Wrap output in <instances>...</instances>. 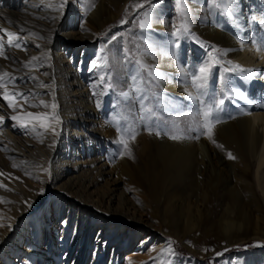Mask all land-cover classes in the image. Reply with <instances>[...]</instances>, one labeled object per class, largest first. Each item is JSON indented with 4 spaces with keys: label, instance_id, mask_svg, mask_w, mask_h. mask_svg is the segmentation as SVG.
I'll return each instance as SVG.
<instances>
[{
    "label": "bare ground",
    "instance_id": "obj_1",
    "mask_svg": "<svg viewBox=\"0 0 264 264\" xmlns=\"http://www.w3.org/2000/svg\"><path fill=\"white\" fill-rule=\"evenodd\" d=\"M131 1L112 0L109 9L100 3L92 13L94 25L102 27L114 21ZM155 1L156 9L145 10L142 15L151 14V25L162 32L159 42L164 49L159 61L161 73L166 76L162 85L165 93L174 97L170 100L166 94L163 96L165 107L168 109V105L175 104L183 111L196 107L186 99V89L193 90L191 75L195 65L190 49L196 51L198 46L205 49V54L197 67L215 56L223 67H234L238 63L253 70L243 76L239 72L229 73L230 81L226 84L228 92L232 88L242 90L250 102L234 98L229 105L225 104L217 115L220 123L214 125L211 139L197 132L187 135H200L199 139L182 140L169 139L163 133L161 136L141 133L131 143V154L121 156L122 150L116 143L120 133L105 119L111 97L99 94L93 86L101 82L103 73L108 74V61L106 67L101 65L109 56L95 50L99 33L93 25L85 24L83 18L78 27L72 22L76 21V14L84 13L80 2L67 0L61 15L54 9L62 0H0V14L10 17L19 26H8L0 20V41L4 44L0 76L5 72L9 74L3 76L0 83L8 85L9 93H23L17 97L23 112L19 107L9 108L0 96V115L5 117L0 124V250H3L0 259L3 257L4 264H54L60 259L68 243L66 232L70 231L66 222L68 212L62 222L61 215L67 209L70 213L69 201L71 205L78 203L83 207L81 216L80 211L77 212V218H83L85 228L88 225L98 228L95 244L103 237L107 244H114L118 249L128 246L133 239H141L136 251L155 247L160 238H155L152 231H164L159 216L161 196H167L166 209L173 211L176 206L173 199L179 200L180 193L188 190L206 195L209 209H214L217 203L224 204L225 209L231 211L227 228L250 227L256 231L254 237L258 242L264 244V227L257 225L244 203L246 199L250 206H257L264 213V48L257 51L252 43L253 40L264 41V28L259 23L264 19V0H236L238 19L226 17L227 24L217 12L211 11V2H190L191 14L206 16L209 22L204 27L198 26V21L192 25L191 39L196 43L189 48L186 61L181 52L185 47L183 40L179 37V47H174L177 38L172 35L174 26L181 20L174 16L169 21L163 9V3L172 5L173 0L158 1V4ZM199 29H203L205 37L198 36ZM2 30L16 33L19 39L13 37V44L19 43L21 47L9 46ZM211 40L227 49V54L211 45ZM60 45L65 51L59 49ZM79 45L87 50L86 61L75 70L66 51L77 49ZM33 56L39 59L28 63ZM229 60L233 65L226 63ZM177 65L185 72L181 73ZM211 75L216 72L212 71ZM219 75L215 97L224 92L222 75ZM97 101L101 104L99 108ZM53 103L57 105L55 110L51 108ZM28 112L48 116L43 121H29ZM170 113L185 127L177 112ZM12 115L24 116L29 128L14 126L19 122L13 121ZM57 115L59 122L54 118ZM52 128L59 135L53 134ZM228 152L236 158L229 159ZM50 191L59 192L51 196ZM43 228L50 237L49 246L40 245ZM161 245L164 250L152 257V262L150 257L136 259L134 252L127 253L124 262L117 259L113 264H154L157 258L167 264H195L193 260H179L170 240ZM104 255L99 250L91 264H99Z\"/></svg>",
    "mask_w": 264,
    "mask_h": 264
},
{
    "label": "rangeland",
    "instance_id": "obj_2",
    "mask_svg": "<svg viewBox=\"0 0 264 264\" xmlns=\"http://www.w3.org/2000/svg\"><path fill=\"white\" fill-rule=\"evenodd\" d=\"M20 1L23 2L24 0ZM153 1L154 0H132L114 21L99 27L97 23L96 26L94 25L95 22L92 18V13L95 12V9L100 3H103L104 6L109 9L112 0H78L84 13L76 14L74 16L76 21H72L76 23L75 27H78L81 18H83L85 24L90 26L93 25L99 33V40L96 42L95 50H99L102 54L105 53L109 56L107 60L108 77L114 87H107L109 80H105L103 84L97 82V84L95 83L93 86H95L99 94L106 93V98L111 97L105 119L117 130V127L125 122L122 117L126 118L128 124L136 129L137 134L135 139L141 133L149 134L147 128L149 124L152 123L151 121L140 122L139 114L142 115V113L140 111L141 103L138 102V100L141 96L148 97V99L143 102L145 103L146 101L145 104L152 107L157 112L158 116H166V120L173 116L166 107L164 109L158 107L160 101H157L155 96L152 95V93L157 92V89L152 87L149 83L147 71H142L140 64L136 62L137 60H142L148 68L153 69V72H162L161 62L159 61L162 56L161 51L164 49V45L159 42V40L162 39V32L155 29L153 25L144 30L139 28V22L143 18V11H151V9L154 11L156 9ZM158 1L167 2V0H157L155 4L160 3ZM172 2L174 4L171 5V2H169L168 6L163 3V9L166 13L165 17L169 21H171L174 16L180 18L181 14V5L178 4L176 0ZM191 2H203L204 4L207 2L209 4L211 0H191ZM140 5H143V7H140ZM210 9L211 11L217 12L216 9L211 6ZM217 15L221 16L227 24L226 16L222 14ZM191 16L189 32H184L180 35L185 44V47L181 51L182 55L184 54L185 61L188 60L187 52L189 48L192 47V44L196 43L195 40L191 39L192 25L198 24V21V26L201 25V27H204L209 22V19L208 21L206 20V16H200L199 14H191ZM103 19L105 18L103 17ZM122 19L126 20V23L121 24L120 21ZM0 20L8 26L14 25L19 27L14 24L8 16L0 14ZM197 34L199 37H205L203 29H199ZM112 36H116L117 39L112 40ZM29 39L32 40L33 38ZM210 42L212 43L211 45L219 50H227L216 40H211ZM62 48L63 46L60 45L59 49L65 51V49ZM86 51L87 50L84 51L81 45H79L77 49L75 48L72 51L68 49L66 51L67 59L75 70H79L86 61ZM204 52L205 49L202 46H198L196 51L190 49V55H192L193 64L195 65L193 67V73L198 69L199 66L197 67V65L201 64L200 61L203 60L201 58L204 57ZM212 71H215L216 75L210 76L207 88L208 95L214 96L220 73L222 75L223 91L226 94L229 93L226 84L230 81V74L223 72L221 67H215ZM133 76L136 77L135 81L132 79ZM94 81L95 80L92 82ZM134 87L140 89V91L134 92ZM121 92L130 93V98L127 102L121 97ZM165 94L164 86L161 84L159 95L163 97ZM219 96H217V98H219ZM169 99L174 100V97H170ZM230 103L231 100L226 101V105ZM140 123H143V125ZM161 127H164V125H161ZM132 141L134 142L135 140H129V148H131ZM119 147L121 148L120 145ZM121 150L123 149L121 148ZM129 159L131 158L129 157ZM166 174H169V170L166 171ZM52 178V176L49 178L48 188L51 186ZM125 181L129 183L127 179ZM166 183L169 185V180ZM129 191L131 194L134 193L132 187L129 188ZM57 192L59 191H50V195L53 196ZM180 195L179 200L175 201L173 199V203L176 205L173 211L166 209L168 206L167 196H161L159 216L161 222L164 224V231L153 230L152 235L155 238H160L159 243L156 244L155 247L146 246L147 248L141 251H136V249L140 247L141 239L139 241H134L133 239L128 246H124L122 249H118L114 244H107L103 237L98 244H95L98 237V228H92L89 227V225L85 228L83 218H77L78 213L79 216H81L83 207H79L80 204L78 203H73L71 205L72 201L68 200L69 204H67V206L72 207V209L70 213L68 209L62 211L61 215L62 222L66 218L68 212L66 220L70 229V231L66 232L68 234V243L60 259H57L54 264H91L94 256L99 250L100 252L103 251L105 254L99 264H113L117 259H119L120 262H124L127 253L130 254L134 252L136 253V259L144 257L147 260L150 257V262H152V257H157V255L164 250L161 244L168 240L172 242L179 260H193L195 264H264V246H256L258 242V239L254 237L256 231L250 227L249 229L243 228V230L239 228H227L226 224L231 217V211L230 209L226 210L224 204L221 205L217 203L215 205L216 209H209L206 195L202 196L200 193H193L190 190L182 194L180 193ZM135 197L138 198L137 196ZM187 203L188 205L186 206ZM244 203H246L249 208L248 210L253 220L259 223L257 225L259 227H264V221H261L262 217L264 218L263 210H259V207L254 205L250 206L246 202V199H244ZM262 204H260V207ZM125 228L127 229V227ZM60 231L58 235H60ZM244 238H246V240H240ZM49 240L50 237H48L46 228H43L42 234H40V245L49 246L51 242V240ZM234 241H238V243L233 244L232 242ZM21 246L24 247L23 242ZM0 252L3 253V250L1 249ZM20 252L23 253L24 250H20ZM216 253H222V255L218 256ZM11 254L12 252L10 251L9 255ZM65 255L67 256L64 260L63 258ZM1 259L0 263H6L3 257ZM160 259L157 258L154 264H167V262L163 263V261H161L162 259Z\"/></svg>",
    "mask_w": 264,
    "mask_h": 264
},
{
    "label": "snow or ice",
    "instance_id": "obj_3",
    "mask_svg": "<svg viewBox=\"0 0 264 264\" xmlns=\"http://www.w3.org/2000/svg\"><path fill=\"white\" fill-rule=\"evenodd\" d=\"M67 0H62V2L54 9L56 11H59L61 15H63V9L65 8ZM178 4L181 5V14H180V20L181 23L178 26H174L175 30L172 33L173 36L177 38V43L174 44V47H179V37L184 32H189L190 30V23H191V8L189 7V4L191 0H176ZM49 8H52V5H48ZM140 7H143V5H140ZM211 7L215 8L218 14H222L226 17H230L232 19H238L236 15V0H211ZM127 12V10H126ZM55 19V17H53ZM255 19V17L253 18ZM121 24L126 23V20H121ZM152 23V17L151 14H145V16L141 19L139 22V28L141 30H144L146 28H150ZM260 26L264 28V19H261L259 21ZM5 32L6 36L8 37V45L9 46H15L17 48H20L21 45L19 43L13 44V37H15L17 40L19 39L18 35L13 32H9L7 30H2ZM112 40H116V36H112ZM252 43L256 46L257 51H260L262 48H264V41H257L253 40ZM158 47V46H156ZM241 47H243V41L241 42ZM215 50V49H214ZM228 50H225L224 54H227ZM4 55V44L3 41H0V56ZM45 55H48L47 53ZM210 56H212L211 53H209ZM5 58H7L5 56ZM50 58V57H49ZM39 58L36 56L31 57V61L28 63H32L37 61ZM141 66L142 71H147L149 76V83L152 85V87L157 89V92L152 93L153 96L157 99V101H160L158 104V107L161 109L165 108V104L163 103V97L159 95V89L161 84L166 80V76L163 73L159 72H153V69L148 68L147 65L143 63L142 60L136 61ZM228 65H233L232 61L226 62ZM102 67L107 66V58H104V63L101 65ZM179 67V71L181 73L185 72V69L183 67ZM220 66L225 73H237L239 72L240 75L243 76L245 73H251L253 70L249 68H244L242 65L236 63L234 67H223L221 64L220 59L216 58L215 56H212V59L206 63H203L201 66L198 67L195 73L191 75V81H192V91H189L186 89V99L193 102L196 107L194 109L183 111L182 109H178V106L175 104L168 105L169 112H177L178 115L182 117V121L185 124V127H181L180 123H177L175 119H172L169 117L168 120L164 119L163 116H158L157 112L150 106L143 103L144 100L148 99L147 96H141L138 100V102L141 103L140 111L142 115H140L139 119L141 121H151L152 123L149 124L147 130L149 134H155L156 136L163 135L168 136L169 139L172 140H182L186 138H194L199 139L200 135L195 136H188L187 133L189 132H197L204 135H207L209 139L212 138V131L215 124L220 123V120L217 118L218 113L223 111L224 105L226 104V101L233 100L234 98H239L240 100L249 101V97L246 95V93L242 90H238L235 88H232L229 93L221 92L220 97L217 98L215 96H209L207 93L208 88V82L212 73L213 68ZM95 67V65H94ZM9 75L7 72L3 73L2 76H0V80H3V76ZM245 79H250V77L244 76ZM133 81L136 80V77H132ZM105 80H109L107 87L112 88L114 85L110 82V78L108 77L107 73H103L100 76V81L103 83ZM55 87V81H53V88ZM0 96H2L3 100L7 101L8 107L12 109H16L19 107L20 111L23 112V105L19 104L17 102L18 96H23V93H19L16 91H13L9 93L8 91V85L6 83H0ZM134 92L140 91V89L135 88L133 89ZM53 97L55 96V92L52 93ZM93 95L95 96L96 93L94 92ZM121 97L125 102H127L130 98V94L128 92H121ZM202 97H204L202 99ZM25 103H27V98H24ZM250 102V101H249ZM41 104H44V101L40 102ZM47 106V105H45ZM96 106L99 108L101 106L100 101L96 102ZM51 108L55 110L57 108V105L53 103L51 105ZM249 114V113H245ZM48 116L47 113H32L28 112L26 114V117L28 120H37V121H43V119ZM13 121H18V125L24 129L29 128V122H26L25 117L22 115H12L10 117ZM57 122L60 121L59 116L54 117ZM5 117L0 115V124L3 123ZM124 119V123L122 125H119L117 127V131L120 133L119 139L116 141L118 145L121 146L123 149L120 151V155H130V149H129V140H135L136 137V129L129 125L126 118ZM161 125H164V127H161ZM32 127L34 128L35 125L33 124ZM41 127H44V124L41 123ZM53 134L59 135V133L56 132L55 128L51 129ZM213 143H216L215 140L212 141ZM218 147H222L221 145H217ZM227 156L229 159H235L236 157L232 155L231 152L227 153ZM13 167H16L14 164ZM45 171H49L48 169H45ZM18 179V178H17ZM43 192V189L40 190ZM27 203V201L25 202ZM30 206V205H29ZM10 227V226H9ZM256 246H264V244H261L260 242L256 243ZM169 252H171V249H168ZM216 255H222V253H216Z\"/></svg>",
    "mask_w": 264,
    "mask_h": 264
}]
</instances>
